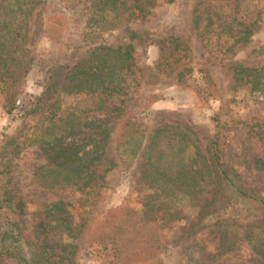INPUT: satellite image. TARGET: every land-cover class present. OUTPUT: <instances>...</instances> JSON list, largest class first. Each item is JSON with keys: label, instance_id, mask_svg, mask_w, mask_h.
Instances as JSON below:
<instances>
[{"label": "trees", "instance_id": "trees-1", "mask_svg": "<svg viewBox=\"0 0 264 264\" xmlns=\"http://www.w3.org/2000/svg\"><path fill=\"white\" fill-rule=\"evenodd\" d=\"M43 1L0 0V96L8 113L18 111L23 105L24 117L39 118V125L29 127L31 134L21 142L9 141L0 151L2 157L13 159L23 149L39 147L47 162L35 168L34 184L51 192L79 191L83 213L80 223L75 224L71 214L74 204L41 201L35 212L39 222L34 236L28 238L23 226L28 203L18 191L0 189V261L79 264L80 248L75 241L83 234L91 211L102 199L107 188L106 175L115 169L121 173L138 169L140 184L149 193L144 195L141 209L128 204L111 208L85 235L86 249L103 258L101 264H157L164 245L162 231L183 217L185 205L197 210V220L187 230V236L212 227L213 233L223 235L227 250L246 241L264 261V189L247 188L237 169L226 162L227 133L234 128L222 122L221 113L213 118L214 131L196 130L187 124H162L149 131L139 112L125 113L120 107L111 106V99L126 96L139 75L131 45L96 46L86 61L67 72L59 61L43 59L46 70L43 91L29 105L21 104L28 76L37 60L28 48L30 25ZM175 1L167 0L169 4ZM153 3L154 0H133L129 8H122L119 0H95L96 10L90 22L104 25L106 16H111L113 24L120 21L121 11L136 10L138 16L145 17ZM226 6L231 8L229 23L224 22L220 31L213 32V19L221 18L219 9ZM201 7H205L209 23L200 37L209 44L210 34H217L211 44L222 59L238 44L250 41L264 14V0H201L194 6L196 14ZM200 19V15L195 16L194 24L198 25ZM110 26L99 27L106 30ZM159 44L161 55L154 66L155 76L167 77L173 85L186 90L192 87L189 79L198 72L209 89L197 85L193 89L202 98L218 97V86L211 72L196 70L191 65L193 53L189 40L169 37ZM227 68L235 91L250 87L252 91L264 92L263 67L251 68L233 62ZM79 94L89 97L96 114H86L73 105L57 106L63 104L60 98ZM156 101V96L149 95L140 106L146 111ZM248 127L243 149L251 153L253 169L264 173V123L250 122ZM80 135L84 137L77 139ZM108 146L111 158L105 157ZM3 167L0 176L9 174V166ZM241 204L249 206L253 221L243 224L232 216L233 209ZM61 234L71 242L55 238ZM224 252L219 250L211 257L216 259Z\"/></svg>", "mask_w": 264, "mask_h": 264}, {"label": "rangeland", "instance_id": "rangeland-1", "mask_svg": "<svg viewBox=\"0 0 264 264\" xmlns=\"http://www.w3.org/2000/svg\"><path fill=\"white\" fill-rule=\"evenodd\" d=\"M201 0H176L169 4L167 0H154L148 7L149 13L140 17L136 10L121 11L120 21L106 16L111 26L106 30L90 22L95 13V0H44L35 10L30 25L29 45L30 55L37 57L36 64L30 72L21 104L29 105L38 98L44 87L46 70L43 62L46 58L59 61L67 72L78 63L88 59L90 50L96 46L133 47V59L139 73L137 81L131 84L126 96L111 99V106L120 107L123 112L137 111L149 127V131L162 124L175 126L190 125L195 129L202 128L214 131L213 118L221 113L222 122L233 126L228 135L229 148L226 162L237 169L243 184L247 188L264 189V173L257 172L251 165V157L244 151L243 145L248 138L250 122L264 123V92L252 91L250 87H232V75L227 65L233 62L243 63L245 67L264 68V14L259 28L254 32L247 44H238L228 57L222 59L216 53L214 45L217 34L211 35V42L203 41L201 31L209 23L204 8L196 14L194 6ZM120 7L129 8L133 0H119ZM206 6V5H204ZM223 16L214 18L212 31H220L224 22L229 23L231 8L219 9ZM98 12V10H97ZM135 13L136 15H132ZM200 15L198 25L194 17ZM99 19V18H98ZM102 20V19H99ZM229 29V28H228ZM231 31V29H229ZM132 34L138 37L133 38ZM226 36V35H225ZM169 37H182L189 40L192 48L191 65L196 70H208L218 86V97H200L194 86L208 88L203 84L202 74H195L189 79L190 89H180L173 85L167 77L154 75V66L161 55V40ZM228 37V36H226ZM226 40V38H224ZM44 59V60H43ZM149 95L157 97V101L143 111L140 102ZM63 104L57 106H76L85 110L86 114H96L85 94L74 98H60ZM56 101V100H55ZM4 99L0 96V148L9 141L21 142L31 134L29 127L39 125L38 117H24L25 106L11 114L4 107ZM225 104V105H224ZM222 108V109H221ZM80 135L77 139H82ZM10 150V149H9ZM251 155V153H250ZM106 158H111L110 146L106 147ZM47 162V156L37 147L23 149L17 158L2 157L0 151V167L9 166V174L0 176V189L12 188L18 191L28 203L27 215L23 219L24 234L28 238L34 236L39 216L35 214L38 203L63 201L65 205L74 204L71 209L73 222L80 223L83 208L79 206L80 192L68 189L60 192L42 190L33 182L35 168ZM138 169L130 173H121L118 169L106 175L107 188L102 193V199L97 208L91 211L84 232L75 243L80 248L79 264H101L103 258L93 251L87 250L84 237L89 234L103 219L107 210L128 204L141 209L144 195L149 193L139 181ZM239 223L253 221L249 206H236L231 212ZM182 218L171 223L162 231L163 251L157 264H264L254 253L246 241H240L227 250L221 232L213 233V228L202 229L192 236L186 232L197 220V210L182 209ZM63 242H71L65 234L57 235ZM219 250L224 253L214 259L211 257ZM0 264H4L0 261Z\"/></svg>", "mask_w": 264, "mask_h": 264}]
</instances>
